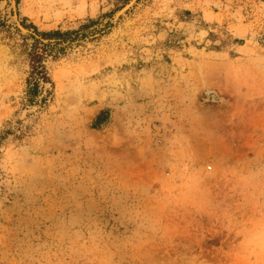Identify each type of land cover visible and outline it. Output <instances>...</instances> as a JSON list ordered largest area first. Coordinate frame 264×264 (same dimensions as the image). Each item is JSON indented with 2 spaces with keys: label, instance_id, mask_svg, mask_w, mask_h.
<instances>
[{
  "label": "rangeland",
  "instance_id": "374dc122",
  "mask_svg": "<svg viewBox=\"0 0 264 264\" xmlns=\"http://www.w3.org/2000/svg\"><path fill=\"white\" fill-rule=\"evenodd\" d=\"M132 1L0 0V264H264V0Z\"/></svg>",
  "mask_w": 264,
  "mask_h": 264
},
{
  "label": "trees",
  "instance_id": "16d2710c",
  "mask_svg": "<svg viewBox=\"0 0 264 264\" xmlns=\"http://www.w3.org/2000/svg\"><path fill=\"white\" fill-rule=\"evenodd\" d=\"M44 36L48 38H58V37H66L70 32H64L61 30H50L48 32L42 33ZM31 56V64L32 71L31 75L28 79V93H35L37 91L38 86V78H42L43 80L48 81V76L46 75L45 66L43 65L44 53L40 52V50H34V53L30 54ZM37 75H39L37 77Z\"/></svg>",
  "mask_w": 264,
  "mask_h": 264
},
{
  "label": "water",
  "instance_id": "95a60500",
  "mask_svg": "<svg viewBox=\"0 0 264 264\" xmlns=\"http://www.w3.org/2000/svg\"><path fill=\"white\" fill-rule=\"evenodd\" d=\"M136 0H133L128 6H126L124 9H123V11L122 12H124L127 8H129L134 2H135ZM119 15V14H118ZM117 15V16H118ZM23 29V28H22Z\"/></svg>",
  "mask_w": 264,
  "mask_h": 264
}]
</instances>
